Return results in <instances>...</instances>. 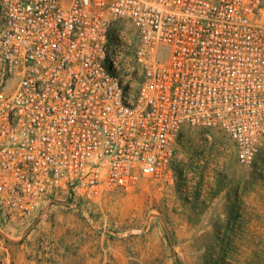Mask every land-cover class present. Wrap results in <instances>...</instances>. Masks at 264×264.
Wrapping results in <instances>:
<instances>
[{
  "label": "built area",
  "instance_id": "2783aa9c",
  "mask_svg": "<svg viewBox=\"0 0 264 264\" xmlns=\"http://www.w3.org/2000/svg\"><path fill=\"white\" fill-rule=\"evenodd\" d=\"M185 126L253 166L264 0H0V221L171 174Z\"/></svg>",
  "mask_w": 264,
  "mask_h": 264
},
{
  "label": "rangeland",
  "instance_id": "374dc122",
  "mask_svg": "<svg viewBox=\"0 0 264 264\" xmlns=\"http://www.w3.org/2000/svg\"><path fill=\"white\" fill-rule=\"evenodd\" d=\"M179 140L171 174L0 221V264H264V146L244 167L217 128Z\"/></svg>",
  "mask_w": 264,
  "mask_h": 264
},
{
  "label": "crops",
  "instance_id": "0c3cea01",
  "mask_svg": "<svg viewBox=\"0 0 264 264\" xmlns=\"http://www.w3.org/2000/svg\"><path fill=\"white\" fill-rule=\"evenodd\" d=\"M179 137H180V135H179ZM180 140H179V138L177 139V141H176V143H175V149H176V152H177V148H178V142H179ZM264 146V145H263ZM213 203V202H212ZM212 209L213 208H210V207H208V212H207V214H205V216H206V219H208V218H210V216H211V211H212Z\"/></svg>",
  "mask_w": 264,
  "mask_h": 264
}]
</instances>
